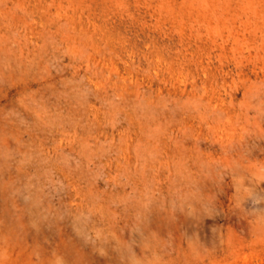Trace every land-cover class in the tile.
I'll return each mask as SVG.
<instances>
[{"label":"rangeland","instance_id":"1","mask_svg":"<svg viewBox=\"0 0 264 264\" xmlns=\"http://www.w3.org/2000/svg\"><path fill=\"white\" fill-rule=\"evenodd\" d=\"M0 264H264V0H0Z\"/></svg>","mask_w":264,"mask_h":264}]
</instances>
